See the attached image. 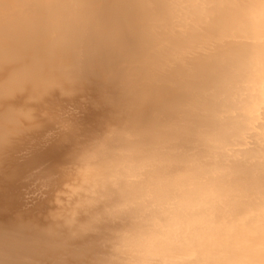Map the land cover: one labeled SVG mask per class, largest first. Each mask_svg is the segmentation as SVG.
Returning <instances> with one entry per match:
<instances>
[{
  "label": "clouds",
  "instance_id": "1",
  "mask_svg": "<svg viewBox=\"0 0 264 264\" xmlns=\"http://www.w3.org/2000/svg\"><path fill=\"white\" fill-rule=\"evenodd\" d=\"M46 2L29 23L0 0V65L60 82L116 57L117 107L137 124L118 181L98 193L118 264H264V0ZM241 198L260 216L249 252L210 259L200 221ZM32 243L2 234L0 256L19 264Z\"/></svg>",
  "mask_w": 264,
  "mask_h": 264
},
{
  "label": "bare ground",
  "instance_id": "2",
  "mask_svg": "<svg viewBox=\"0 0 264 264\" xmlns=\"http://www.w3.org/2000/svg\"><path fill=\"white\" fill-rule=\"evenodd\" d=\"M17 2L29 23L52 11L46 0ZM121 73L115 56L60 82L24 80L0 65V235L32 239L19 264H118L115 226L101 215L98 193L118 181L137 129L117 107ZM200 223L210 259H237L249 252L260 216L241 198Z\"/></svg>",
  "mask_w": 264,
  "mask_h": 264
}]
</instances>
